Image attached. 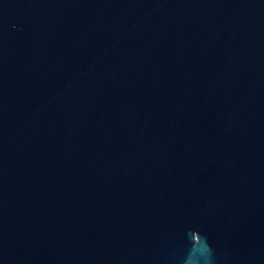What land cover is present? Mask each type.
<instances>
[{"label":"water","instance_id":"obj_1","mask_svg":"<svg viewBox=\"0 0 264 264\" xmlns=\"http://www.w3.org/2000/svg\"><path fill=\"white\" fill-rule=\"evenodd\" d=\"M0 264H264V0H0Z\"/></svg>","mask_w":264,"mask_h":264}]
</instances>
